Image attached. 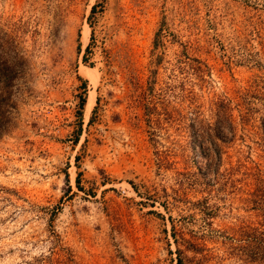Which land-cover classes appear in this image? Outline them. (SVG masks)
I'll list each match as a JSON object with an SVG mask.
<instances>
[{
  "label": "rangeland",
  "instance_id": "374dc122",
  "mask_svg": "<svg viewBox=\"0 0 264 264\" xmlns=\"http://www.w3.org/2000/svg\"><path fill=\"white\" fill-rule=\"evenodd\" d=\"M1 61L0 264H264V0H0Z\"/></svg>",
  "mask_w": 264,
  "mask_h": 264
},
{
  "label": "trees",
  "instance_id": "16d2710c",
  "mask_svg": "<svg viewBox=\"0 0 264 264\" xmlns=\"http://www.w3.org/2000/svg\"><path fill=\"white\" fill-rule=\"evenodd\" d=\"M95 3L91 5V10L94 9ZM7 67L3 61L0 62V135L7 129L11 119L12 110L14 108L13 98L15 97L16 86L14 87V76L6 73ZM83 96L79 95L78 104L83 103ZM76 140V139H74ZM264 190V187H261ZM252 231L264 233V212L263 219L257 226L251 228Z\"/></svg>",
  "mask_w": 264,
  "mask_h": 264
}]
</instances>
